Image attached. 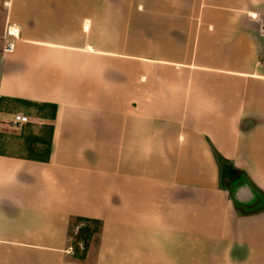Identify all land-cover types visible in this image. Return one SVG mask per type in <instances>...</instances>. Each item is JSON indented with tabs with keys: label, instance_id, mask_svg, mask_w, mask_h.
<instances>
[{
	"label": "crops",
	"instance_id": "1",
	"mask_svg": "<svg viewBox=\"0 0 264 264\" xmlns=\"http://www.w3.org/2000/svg\"><path fill=\"white\" fill-rule=\"evenodd\" d=\"M43 104L48 162L24 154ZM0 117V264H264L213 153L264 192V0H0ZM164 199L201 229L163 228ZM72 218L103 222L82 263Z\"/></svg>",
	"mask_w": 264,
	"mask_h": 264
},
{
	"label": "trees",
	"instance_id": "2",
	"mask_svg": "<svg viewBox=\"0 0 264 264\" xmlns=\"http://www.w3.org/2000/svg\"><path fill=\"white\" fill-rule=\"evenodd\" d=\"M37 106L39 107L38 112L44 119L49 120V124L43 126L41 134H32L31 136L25 137L24 148L29 158L40 162H48L51 154L56 106L50 104ZM41 143L43 150H36L35 147ZM213 153L220 170V181L222 184V175L224 173L230 174L233 170V165L226 161L215 149H213ZM102 228L103 222L99 220L86 218H72L70 220L68 236L69 246L72 249L70 257L72 261L85 262L91 246H99Z\"/></svg>",
	"mask_w": 264,
	"mask_h": 264
},
{
	"label": "flooded vegetation",
	"instance_id": "3",
	"mask_svg": "<svg viewBox=\"0 0 264 264\" xmlns=\"http://www.w3.org/2000/svg\"><path fill=\"white\" fill-rule=\"evenodd\" d=\"M232 167L233 170L230 174L224 173L222 175V185L224 189L228 187L234 213L238 216H253L263 212L264 192L256 189L247 174H244L235 166ZM238 178H242V181L232 186V183Z\"/></svg>",
	"mask_w": 264,
	"mask_h": 264
},
{
	"label": "rangeland",
	"instance_id": "4",
	"mask_svg": "<svg viewBox=\"0 0 264 264\" xmlns=\"http://www.w3.org/2000/svg\"><path fill=\"white\" fill-rule=\"evenodd\" d=\"M23 129L20 131L22 132ZM6 130L8 131V135L6 137H11V135L15 136L20 133V131L13 130L11 127H7ZM0 141L5 142L2 136L0 137ZM13 145L14 144L8 146L6 144V146L3 147V150L5 152H12V153L22 152L21 150L15 148ZM24 154H27L26 150H24ZM177 204L178 203H175L169 199L166 200L164 199L160 203L159 214H160V223H162V227L173 230H184L185 226H187L186 222H188L191 230H200L201 227H199V225L197 224H200L201 220H200V216H198L196 212L198 211L197 209L201 206V204L198 207L194 206L193 212L188 215H184V213L179 210L180 207H178ZM177 239L178 238H176V240ZM170 250L173 253L172 249Z\"/></svg>",
	"mask_w": 264,
	"mask_h": 264
},
{
	"label": "built area",
	"instance_id": "5",
	"mask_svg": "<svg viewBox=\"0 0 264 264\" xmlns=\"http://www.w3.org/2000/svg\"><path fill=\"white\" fill-rule=\"evenodd\" d=\"M20 37V28L17 25H8L4 33V47L3 54H11L14 52L15 43ZM29 123V118L22 114H17L11 121V126L14 130L20 131L25 125ZM72 254V250L70 251Z\"/></svg>",
	"mask_w": 264,
	"mask_h": 264
},
{
	"label": "water",
	"instance_id": "6",
	"mask_svg": "<svg viewBox=\"0 0 264 264\" xmlns=\"http://www.w3.org/2000/svg\"><path fill=\"white\" fill-rule=\"evenodd\" d=\"M241 181H242V178H238L237 180H235V181L232 183V186L237 185V184L240 183ZM225 190H226V192H227L228 195H229L228 187H226Z\"/></svg>",
	"mask_w": 264,
	"mask_h": 264
}]
</instances>
